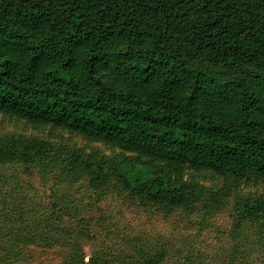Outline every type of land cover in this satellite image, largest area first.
I'll return each mask as SVG.
<instances>
[{
	"label": "trees",
	"instance_id": "16d2710c",
	"mask_svg": "<svg viewBox=\"0 0 264 264\" xmlns=\"http://www.w3.org/2000/svg\"><path fill=\"white\" fill-rule=\"evenodd\" d=\"M0 115L114 149L62 144L73 181L42 191L30 178L54 142L0 136V264L54 247L58 264H264L262 192L238 196L230 242L212 249L199 232L107 243L72 187L114 180L142 206L191 213L189 170L264 186V0H0Z\"/></svg>",
	"mask_w": 264,
	"mask_h": 264
},
{
	"label": "rangeland",
	"instance_id": "374dc122",
	"mask_svg": "<svg viewBox=\"0 0 264 264\" xmlns=\"http://www.w3.org/2000/svg\"><path fill=\"white\" fill-rule=\"evenodd\" d=\"M10 133L31 135L54 142L53 148L50 149L47 156L50 157L51 161L50 170L46 174L38 171L30 178L35 187L42 191L56 186L64 189L67 181H73V178L69 177L63 169V166L67 164L64 159L67 155L63 153V158L57 160V154H55L56 151H60L62 144L74 148L84 147L87 151L92 147L98 148L103 154L109 155L114 151L113 148H109L103 143L84 139L74 133L48 126L33 127L21 120L0 115V136ZM37 169L38 167H35V171ZM185 176L190 181L197 183L202 189L198 193L201 198L198 203L202 206L197 209L193 208L191 213L188 211L190 205L172 210L164 207L142 206L137 199L130 197L114 180L105 184L102 195H100V191L92 192V189L87 188L86 183L80 178L76 181L74 179L75 183L72 184V187L80 194L83 193L80 198L83 201L84 213L82 211V214L91 222L95 231L98 233L101 231L104 234L109 233L107 234L109 235L106 240L107 243L111 242L110 239L116 243L120 236L124 235H188L199 232L197 243L200 245H206L212 249L219 245H228L230 242L229 233L232 229L231 217L237 216L232 211L237 204L241 207L242 198L238 196H248L247 194L254 192L264 193V186L261 184H241L235 190L233 186L229 187V184H226L228 182L225 178L209 172L189 170ZM224 187L227 188L224 189ZM74 193L77 195L76 192ZM90 216L93 218L91 219ZM253 230V233L258 231L255 230V227ZM172 232L173 234H171ZM254 238L255 235L253 234L251 240ZM140 242L145 243V239L141 238ZM84 247L85 252L89 255L92 244L85 242ZM58 250V247L46 250L39 259V264L60 263Z\"/></svg>",
	"mask_w": 264,
	"mask_h": 264
}]
</instances>
